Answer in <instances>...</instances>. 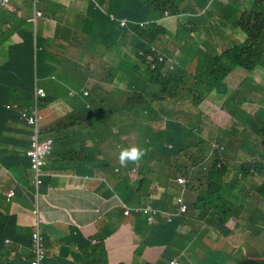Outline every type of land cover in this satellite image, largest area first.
<instances>
[{
  "label": "crops",
  "instance_id": "0c3cea01",
  "mask_svg": "<svg viewBox=\"0 0 264 264\" xmlns=\"http://www.w3.org/2000/svg\"><path fill=\"white\" fill-rule=\"evenodd\" d=\"M42 1L45 4L50 1L51 4L48 10L39 8L47 19L39 20L37 26L27 22L33 14L31 0H11L9 11L13 16L0 12V29L4 27V21H10L18 27V33H14L12 40L0 48V67H8L12 72L15 68L16 71L23 69L28 71L31 79V84L27 86L15 79L25 78L24 76L11 75L6 86L12 85L27 93L32 92L34 88L32 71L36 68L37 55L40 56L43 65L52 53L65 52L76 66L71 76H59L58 81L51 80L47 78L51 72L45 71L43 66L40 68L42 79L39 84L46 89L48 97L53 100L44 110L45 126L49 129L64 127L63 131L55 135L58 137L62 133L65 136L62 144H69L63 148L62 158L69 157L70 145L76 150L99 149V154L102 156L105 149L102 126L98 130L85 122L83 114L88 109L82 101H79V97L70 96L68 90L88 86L96 91L97 99L102 98L103 85L107 78L102 68L110 67L107 60L121 61L125 48L118 49V46L106 48L103 43L96 44L92 48L85 46L88 43L90 30L91 34L96 32L101 38H107L102 28L103 13L97 9L93 1ZM95 1L108 9L107 0ZM217 2L219 6L216 17L218 20L223 17L227 27L235 26V21L252 8V0H217ZM131 7L132 5L129 4L128 11ZM63 19L65 23L62 22ZM168 25L174 27V21L172 20ZM211 28L214 35H217L218 31L214 24ZM20 30L27 33L33 48L32 44L29 47L26 45L25 49L18 53L19 50L13 46L22 43L23 38L26 37L24 32H19ZM236 32L242 34L240 31ZM82 33L84 36H81ZM229 33L230 30L227 28L224 35ZM218 40V38L210 37L209 44L214 47ZM219 44L221 46L220 40ZM187 47L186 44H179L171 50L178 51L184 59V51L188 50ZM217 49L221 50V47ZM194 50L197 51L199 48ZM195 70L193 66L190 78H198ZM245 78H254L255 82L264 88V71L256 69L253 72L230 73L226 79L227 89H233V93L237 95ZM116 79L112 78V81ZM60 82L63 86L59 85ZM243 96L244 94L237 96L239 103L242 102ZM210 97L217 96L210 95ZM9 100L11 101L12 98L0 103V214L3 217L14 218V223L11 225L10 238L2 244L0 264H32L34 225L36 228L42 227L40 233L45 230L43 235L46 238L49 253L46 264H164L170 258L180 264H199V260L209 250L224 251L232 258L236 248L230 250L228 246L242 238L245 241L255 240V243L258 241L263 246L264 205L250 201L247 202V208L238 210L241 220L239 230L234 232L223 230V235H220L219 229L209 226L206 232L211 233L212 237L207 236L201 241L197 240L199 244L196 246L194 244L193 248L189 247L183 252L180 249L171 248L162 252L148 247L141 256L137 255L141 245L147 240V225L143 221L138 223L137 217H129L125 214L122 197L110 188L105 190L106 184L102 179L106 177V174L92 163H88L87 159L79 160L82 165H71L70 160L61 159L64 167H67L65 169L57 167L58 160L49 161L44 169L43 187L38 195L36 194L28 171L29 162L25 157L29 149V134L17 118H10L12 109L4 107ZM163 109L165 108L162 106ZM169 113L165 110L164 115ZM73 123L77 126L73 127ZM98 134L99 137H97ZM8 151H13L21 157L2 158ZM106 154L111 158L109 153ZM19 163L27 170L26 172L20 165L16 166ZM160 175L159 182L163 187L169 182L166 181L169 171H164ZM152 177H154L153 170L149 167L148 182L139 197L125 200L127 206L136 207L150 203L163 208L168 204L167 199L160 200L157 196L156 190L159 187ZM11 193L15 194V198L8 201ZM36 211L39 217L34 214ZM253 211L257 213V216L251 215ZM230 240L233 241L229 242ZM213 243L215 246L210 247ZM250 249L252 250L251 247ZM252 253L251 259L264 260V249L255 256H252ZM214 261L218 263L221 259L216 257Z\"/></svg>",
  "mask_w": 264,
  "mask_h": 264
},
{
  "label": "clouds",
  "instance_id": "9594fccd",
  "mask_svg": "<svg viewBox=\"0 0 264 264\" xmlns=\"http://www.w3.org/2000/svg\"><path fill=\"white\" fill-rule=\"evenodd\" d=\"M37 1L38 0H31L33 14L27 19V22L36 26L37 22L45 17V15L43 16V12L39 9ZM91 1H93L97 9L103 13V16L106 15L108 20L116 25L115 32L118 31L121 34L120 38L117 41L115 40L114 43L109 44L108 47L115 48V46H118V49L124 47V52H128L129 57L134 58L133 54L138 49H132L130 44V31L133 24L126 17L120 18L113 13V9H124L132 2L122 8L119 3H113L112 0H107L108 9H106L97 1ZM255 1L256 0H252V8L248 10L245 15L249 17L250 26L256 25L259 27V30L253 32L252 35H247V32L242 29L245 23L242 22L239 24L238 20L235 21L236 24L233 27L237 28L245 35L244 54H247L246 41L258 38L256 45H254V50L257 52L256 57H259L261 54L264 55V23L255 20L248 14L253 10ZM10 2L11 0H0V12H6L11 15L9 11ZM216 3L217 0H211L205 10H200L193 7L189 3V0H182L181 9L177 13H172L171 10L164 8L155 12L154 18L150 22H153L151 24L161 28V31L156 32L150 39L152 42L151 52L156 57L155 60L151 61L150 65L152 69L157 70L159 64H164L165 68L163 72L166 73H168L170 69L176 68V65L179 64L178 60H176V56L171 55L169 57L168 54L163 51V48L167 47L170 53L176 52V55L180 56L178 51L171 50V47L176 48L177 45L184 44L185 40H195L201 36H207L208 30L212 26L209 7ZM256 13L264 16V14ZM172 20L174 21V27L168 25ZM148 24L149 22H146L142 24V26L145 27ZM3 25L6 28L3 27L0 29V48L12 40L14 33H18V27H15L10 21H4ZM103 25H106L105 21ZM194 27H198L199 29L194 30ZM19 32L22 33L24 31L20 30ZM24 34L26 37L23 38V42L13 46L19 50L18 53H20V50H24L26 45L29 47L32 44L27 33L24 32ZM111 34L112 32L110 30V35ZM159 36L166 41V44L159 40ZM174 38L176 40L172 43L171 40ZM108 40L110 43L114 39L109 38ZM200 46L202 48L203 45ZM238 48V45L237 47L233 46L225 52L235 50L237 53H240ZM107 52L109 53V51ZM138 54L140 56L144 54V52L141 51ZM113 55L112 53V56ZM125 60L127 59L123 58L121 61H116V65H112L111 61L107 60L110 67L102 68L107 77L103 85L102 98H96V100L92 102L89 100L84 102L83 99L91 95V88L88 86H81L79 89L68 90L70 96L79 97V101H82L83 105L88 109L85 110L83 114L85 122L90 123V127H96L98 130H100L102 126L105 144L102 156L99 154V149L88 148V150H76L70 145V155L68 158H77L78 161L81 158L87 159L88 163H92L99 170H102L106 174V177L102 179L106 184L105 190L110 188L114 192L119 193L123 200L122 207L125 214L129 217L135 216L137 217L138 223L143 221L147 225V240L143 242L138 250L137 255L139 256H141L148 247L162 252L171 248L180 249L182 252L189 247L193 248L199 235L206 232L209 226H212L213 229H219L220 235H223V230H231V232L239 230L241 220L238 210L247 208V202L250 201L259 202L264 205V157L262 153H254L252 149H241L238 146L237 139L242 135L240 123L237 124L234 133L231 135L232 137H236L234 143L224 144L219 141L223 137H231H226L227 128L225 126V121L231 122L236 119L234 117L230 119L231 113L224 108L227 98L223 102V106L218 107L209 101V95L199 105V110L194 109L196 112L194 116H188L182 119L184 125L190 124L192 129L196 131V137L193 143L206 147L205 149L198 152L199 147L196 146L195 149H190L186 153H182L179 156L177 155V157H167L163 155L160 161H154L152 164L144 158L146 152L141 149L138 144L141 141L151 142V130L155 126L159 128L161 126V121L157 120L155 115V108L161 111L162 106L164 107L169 100L164 101L161 99L162 89L157 86L154 81H151L146 74V72H150L149 68L142 66L141 72L138 73L130 63ZM35 62L36 68L33 69V71L36 76L33 91L29 93L19 89L17 91L33 99L32 108L22 112L19 122L29 134V149L25 156L31 161V167L35 175L32 182L36 194L38 195L39 190L43 187L44 180L40 177L37 179L34 163L47 160L48 157L51 156L55 145V136L46 135L47 132L44 128V110L47 109V106L43 100L49 97L46 89L39 84V81L42 79L40 77V68L43 66L45 71L51 72L47 78L58 81L59 76H71L75 72L76 66L65 52L52 53L43 65L40 56L37 55ZM259 64L260 63H256V69L264 71L262 65ZM166 67L169 68L167 71H165ZM126 68H131V72L127 73ZM234 71L235 69L232 72ZM188 77L190 78V75ZM112 78L117 79L112 81ZM246 79L248 78H245V80ZM250 79L254 80V78ZM113 84L121 86L124 84L127 86V91L125 93L118 92L112 98L105 100V90ZM59 85L63 86L62 82H60ZM141 87L143 90L139 91ZM227 92L228 89L226 88L223 94H218L216 92L212 94H215V96L220 95L219 98L221 99V96L227 94ZM233 94L232 92L229 95ZM254 99H256L255 94L250 96L244 95L240 106L243 110H249L255 107H257V110L264 108V103H260L262 99ZM52 102H50L48 106H50ZM95 104H99L100 107L97 119L93 120V114L90 110L95 114ZM245 104H248L247 108H245ZM184 107L188 109L187 106ZM8 108L11 109V106ZM134 110L137 112L143 110L150 115L154 114L155 118L151 126L142 128L145 125L139 126L136 122L133 126L131 115ZM256 111L249 112L255 113ZM214 112L215 114L212 122L222 126L218 131L210 132L207 138H203L201 136V131L205 130L207 126H196L195 123L205 122L201 120L202 116L205 115L210 118ZM85 113L90 117L88 121H86ZM165 116L166 115H163L162 118L166 123V121H170V119H167ZM178 120L179 119H176L174 121ZM125 124H128V128H125ZM76 126L77 124H74L73 127ZM176 132L180 133L181 131ZM97 137H99V134ZM211 139L218 141L209 144L207 141ZM202 140L206 142L202 143ZM165 145L174 150V146L170 145L167 141ZM125 146L128 148L124 149ZM191 151L192 154H189ZM106 153H109L111 158ZM164 156H166V162ZM68 158H66V160ZM96 159L97 162H95ZM80 164L82 165V162H80ZM45 165L46 164L42 162L40 171ZM149 167L153 170L154 177L152 178L158 186L160 185V173L164 171L167 172V170L169 171L171 181L167 182L165 185L170 187L166 197L162 198L161 195L159 196L162 188L161 185L158 188L160 190H156L160 200L167 199L168 204L163 208L157 204L150 203L146 205L141 204L136 207L127 206L125 200L139 197L145 184L148 182L147 174ZM175 171L176 173L174 174ZM208 173L216 176H210ZM205 175L207 177H205ZM37 181H41V184L38 185ZM13 198H15V194L11 193L8 196V201ZM34 214L39 217L38 211L34 212ZM166 219L170 222L176 221L177 223H181V226L167 227L164 224ZM33 227L32 243L34 260L32 264H46L49 257L46 238L43 233H40L42 227L36 228L35 225ZM38 234L41 236V241ZM189 236H192L194 239L189 240ZM205 257H210L212 261L215 262L214 259L216 257L207 255V252L202 258ZM252 262L254 264H264V260L254 259ZM173 264L180 263L176 261Z\"/></svg>",
  "mask_w": 264,
  "mask_h": 264
},
{
  "label": "trees",
  "instance_id": "16d2710c",
  "mask_svg": "<svg viewBox=\"0 0 264 264\" xmlns=\"http://www.w3.org/2000/svg\"><path fill=\"white\" fill-rule=\"evenodd\" d=\"M210 1L211 0H189V3L196 9L205 10ZM112 2L119 3L120 7L122 8L132 2V7L129 11L128 6L124 9H113L114 14H116L120 18L126 17L133 24V27H131L130 31V44L132 49L137 48L138 50H136L133 54L134 58L127 57V60L125 61L129 62L134 70L138 73L141 72L142 66L149 68L150 72H146V74L151 79V81H154L157 86L162 89V100L174 101L176 104H188L190 109L199 110V105L202 103V101L213 92H216L218 94H223L225 92L228 86L226 78L230 73H232L235 68H233L232 65H225L223 63H220V59L216 58L217 56L213 55L216 52V48L220 47V44L218 45V43L219 40L221 43V39L224 37V32L226 31V29L233 26L227 27L225 25L223 17H220V20H218V18L216 17L217 9L219 6L218 2L216 4H212L209 7L211 23L215 25L216 30L218 31L217 35H214V31L211 28L208 30L207 36H201L195 40H185L184 44L188 45V50L184 51V59L181 56H177L176 52L170 53L167 47L163 48V51L167 53L169 57L171 55H174L177 58L176 60H178L179 62V64L176 65V68L170 69L168 73L163 72V69L165 68L164 64H159L157 70L151 68V61L155 60L156 57L151 52L152 42L150 41V39L154 36V34H156V32L161 31V28L151 24L153 22L150 21L154 18L155 12L161 8L171 10L172 13L179 12L181 9L180 6L182 5V0H112ZM256 12L264 14V0H256L253 10L248 13L255 20L264 23V16L259 15ZM97 13L99 14L100 12L98 11ZM102 18L107 25H102L103 31H105V33L107 34V38H101V36L96 32L94 34H91L90 30L87 39L88 43L85 45L87 48L95 47V45L99 43H103L104 46L106 45V48H108L109 44L114 43L115 40L117 41L120 38V32H115L116 25L111 23L106 15L103 16L102 14ZM146 22H149V24L143 27L142 24H145ZM241 22L242 20L239 22V24H241ZM243 23H245V26H243L242 29L247 32V35H252L253 32L259 30V27H257L256 25L250 26L249 20ZM109 28L112 32L111 35ZM197 29L199 28L194 27V30ZM210 37H219V40L214 47L209 44ZM109 38H113L114 40L109 43ZM257 40L258 38H256L255 40L246 41L245 44L247 48V54H239L235 52L226 53H228V55L232 59L234 58L235 61H241L244 65L243 69L253 71L257 68L256 63H260L259 65L264 64L263 54H261L259 57H256L257 52L254 50V45H256ZM200 45H203L202 48ZM194 48H199V50L195 51ZM141 51H143L144 54H141L139 56L138 53ZM193 66H195L196 68L195 74L198 78L188 77L190 75L189 72L191 71ZM19 74H21L25 78L15 79L29 86L31 84V79L28 71H23V69L21 71H16L15 68L12 72V70L8 67H0V103L12 98L11 101H6L8 103L7 106L4 107L8 108L9 106H11V109L13 110L10 118H17L18 120L22 112L24 110L31 109L33 105V99L30 96L23 95L21 92L17 91L18 89L16 87L12 85L6 86L9 79L11 78V75L18 76ZM35 76V72L32 71L33 81L35 80ZM243 94L245 96L257 94L264 97V88L254 80L248 78L245 80L244 84L240 86V90L237 92V95L233 94L227 99L226 106L224 104V108L231 113L230 119H233L234 117L239 120L242 128V136L245 135L243 143L244 148L252 149L254 153H262L264 157V108L258 109L255 113H250L247 109L243 110V108L240 106L242 102L239 103L237 99V96L239 97ZM43 101L48 107V104L53 100L51 98H46ZM260 103H264V100L262 99ZM90 112L94 115L92 110H90ZM155 112L157 120L161 121L160 128L158 126H155L151 130V142L141 141L138 144V146L146 152L144 154V158L147 161L153 164L154 161H160L163 155H166L167 157H177V155L179 156L182 153H186L190 149H195L196 146L203 147L193 143V140L196 137V131L192 129L190 124L184 125L182 120H170L166 121L165 123V120L162 118V116L165 114V110L160 111L159 109L155 108ZM155 115H150L143 110H140L138 112L134 110L131 115L132 125L134 126L136 122L139 126L145 125L142 128H147L154 122ZM89 118V116H86V121H88ZM72 126H74V123L72 124ZM44 128L47 132L46 135L49 136H55L56 133L64 130V127L62 129H49L48 127L44 126ZM125 128H128V124H125ZM176 131L181 132L178 133ZM64 140L65 136L62 133H60L58 137H55V145L51 156H49L47 160L42 161L46 165L40 171L39 177L41 179L44 180L45 178L44 169L48 166L49 161L64 159L62 158V150L64 147H67L69 145H63L62 143L64 142ZM235 140L236 137L231 136L230 138L223 137L219 141L224 144H230L234 143ZM166 141L170 145L174 146V150L165 145ZM214 141L218 140L211 139L207 142L209 144H212ZM205 142V140H202V143ZM238 146L240 145L238 144ZM4 156L5 157L2 158H6L7 156H15L18 158L21 157V155L15 154L13 153V151H8V153H6V155ZM26 159L29 162L28 171L30 173V178L33 180L35 175L31 167V161L27 157ZM19 165L23 168V165H21V163L17 164L16 166ZM24 170L25 172L27 171L26 169ZM208 175L216 176L211 173H208ZM205 177L207 176L205 175ZM166 181H171V177H167ZM169 189V186H163L161 190L158 189L160 190L159 196L161 195L162 198H165ZM251 215L257 216V213L253 211ZM13 223L14 218L3 217L0 214V253L2 252V244H4V242L10 238V233H12L11 225ZM164 224L167 227L181 226V223H177L176 221L170 222L167 219ZM207 236L212 237V234L209 232H203L199 235L198 240L201 241ZM199 241L195 243V246L199 244ZM207 255L218 257L221 259V262L218 261V263H216L213 262L210 257H205L200 260V264H228L229 260L231 259L230 254L221 250L209 251L207 252Z\"/></svg>",
  "mask_w": 264,
  "mask_h": 264
},
{
  "label": "rangeland",
  "instance_id": "374dc122",
  "mask_svg": "<svg viewBox=\"0 0 264 264\" xmlns=\"http://www.w3.org/2000/svg\"><path fill=\"white\" fill-rule=\"evenodd\" d=\"M37 4H38L39 8H41V9L43 8V9H47L48 10V7L51 4V2L49 1L48 3L45 4L42 0H38ZM46 19H47V17L45 16L41 20H46ZM237 20H238V23L241 20H242V22H246V21L249 20V17H246V15H244L242 18L237 19ZM62 22L65 23V20L63 19ZM229 30H231L230 33L229 34H225L224 37L221 39V46H220L221 50L216 48V52L214 53L213 56H217L216 58L220 59V63H223L225 65H232L233 68H235V71L244 72L246 70L243 69L244 68L243 63L241 61H239V60L235 61V59L234 58L232 59L228 55V53H226L225 51H227L229 48H231L233 46L237 47V45H238L239 46L238 49L240 50L239 54H243L244 47H245V45H244L245 35L244 34H238L236 31H239V30L237 28H235V27H229ZM83 33H85V32H83ZM83 33L81 34V36H84ZM49 34H51V32ZM215 38L219 39V37H215ZM159 40L166 44V41L161 36H159ZM175 40H176L175 38L173 40H171L172 43L175 42ZM228 52L229 53H234V52L237 53L235 50H232V51L229 50ZM127 57H129L128 52H123L122 53V59L123 58H127ZM111 63H112V65H116V61L114 59L111 60ZM261 65H262V67L264 69V65L263 64H261ZM126 69H127L126 70L127 73L131 72V68H126ZM168 69L169 68L166 67L165 71H167ZM126 88H127V86H125L124 84H123V86L116 85V84L110 85L105 90V96L106 97L104 99L108 100L109 98H112L118 92L125 93L127 91ZM140 90H143V88L142 87L139 88V91ZM90 92H91V95L88 98H84L83 99L84 102L87 101V100H89L90 102L96 100V92L94 90H92V89H90ZM232 92H233V89H229L227 94L221 96V99L219 98L220 95H218V96L216 95L217 96L216 98L215 97H210L209 101L213 105L221 107V106H223V102L226 100V98L228 99L231 96L229 94H231ZM211 96H215V94H212ZM255 96H256V99H254V100H261V99L264 98V97H262L260 95H257V94H255ZM184 106H187L188 109H186V107H184ZM247 106H248V104H245V108H247ZM99 107H100L99 104H95L94 105L95 114L93 115V118H92L93 120L97 119V117H98ZM164 108L167 111V113L171 112V113H169V114H167L165 116L167 119H170V120H176V119L182 120V119L187 118L188 116L192 117L196 113L195 110L190 109L188 104H181V103L176 104L174 101H168L167 104L164 106ZM217 110H219V109H217ZM256 110H257V107L249 109V111H256ZM214 114H215V112L213 113V115L210 118H208L207 116L203 115L201 120H203L205 122L195 123L196 126H207L205 130L201 131L202 132L201 136L203 138H207L209 136L210 132H216L222 126V125L219 126L217 123L212 122ZM85 116H87V113H85ZM225 123H226L225 126L227 128L226 137H230L234 133V129L236 128L237 124L240 123V122L236 118V119H234L231 122L225 121ZM244 138H245V135H243V136L241 135L237 139V143L240 145L239 147L241 149H244V146H243ZM126 148H128V147L125 146L124 149H126ZM205 148L206 147H199L198 152H200L201 150H203ZM189 154H192V151L189 152ZM63 160H66V159L64 158ZM67 160H70L71 165L80 164V162L78 161L77 158H68ZM56 165L60 169L67 168V167H64V163L60 159L57 161ZM176 171L174 172V174L176 173ZM44 232H45V230L43 231V233ZM188 239L189 240H193L194 238L192 236H189ZM232 241L233 240H230L229 242H232ZM214 246H215L214 243L210 244V247H214ZM250 247L252 248V250L250 249ZM228 248L230 250L233 249V248H236L235 253L233 254L229 264H254L252 262V260H254V259L253 258L250 259L251 252H253L252 256H255L257 253L260 254V252L264 249V244H263V246H261L258 243V241L255 243V240H247V241H245L242 238V239H239L238 241H236L234 244L228 246ZM173 262H174L173 258H170V259H167L164 262V264H173Z\"/></svg>",
  "mask_w": 264,
  "mask_h": 264
},
{
  "label": "built area",
  "instance_id": "2783aa9c",
  "mask_svg": "<svg viewBox=\"0 0 264 264\" xmlns=\"http://www.w3.org/2000/svg\"><path fill=\"white\" fill-rule=\"evenodd\" d=\"M42 166V162L41 161H38L36 163H34V170L36 171L37 173V179L39 177V173H40V167ZM37 184L40 185L41 184V181H37ZM39 235V234H38ZM41 236L39 235V238ZM38 238V237H37ZM40 241H41V238H40Z\"/></svg>",
  "mask_w": 264,
  "mask_h": 264
}]
</instances>
